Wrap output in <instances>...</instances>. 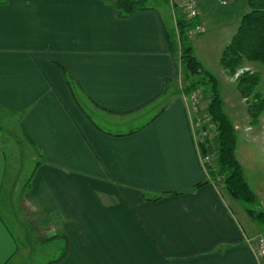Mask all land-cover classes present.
<instances>
[{"label": "crops", "instance_id": "0c3cea01", "mask_svg": "<svg viewBox=\"0 0 264 264\" xmlns=\"http://www.w3.org/2000/svg\"><path fill=\"white\" fill-rule=\"evenodd\" d=\"M115 1L0 0V264L50 244V264H264L246 243L264 227L197 150L174 13L121 19ZM235 110L244 168L238 132L263 145L264 117L254 132ZM8 126L29 143V176L1 149Z\"/></svg>", "mask_w": 264, "mask_h": 264}, {"label": "trees", "instance_id": "16d2710c", "mask_svg": "<svg viewBox=\"0 0 264 264\" xmlns=\"http://www.w3.org/2000/svg\"><path fill=\"white\" fill-rule=\"evenodd\" d=\"M157 1L171 6L174 10L179 37V61L185 73L182 92L189 96L201 91L208 99L206 113L209 114L210 121L207 125L213 130L214 137L207 141L208 147L206 144L201 145L200 155L202 158L211 155L215 161L206 164L207 172L217 186L223 187L232 199L244 207L250 218L264 227V211L258 208L257 195L248 184L244 168L236 155L237 133L232 120L224 110L219 80L206 71L197 59L189 37L190 31H196V27L200 26V20L198 17L189 20L182 7L169 5L168 0ZM147 2L148 0H116L114 5L117 16L126 19L138 11L152 10V7L145 6ZM247 2L249 11L241 17L236 33L220 57L221 66L232 77L246 69V64L258 63L264 67V0ZM59 66L67 73L71 80L69 82L76 80L68 68L60 64ZM236 80L241 97L248 103L250 124L259 125L264 117L263 76L249 69L238 75Z\"/></svg>", "mask_w": 264, "mask_h": 264}, {"label": "rangeland", "instance_id": "374dc122", "mask_svg": "<svg viewBox=\"0 0 264 264\" xmlns=\"http://www.w3.org/2000/svg\"><path fill=\"white\" fill-rule=\"evenodd\" d=\"M194 1L198 7V18L200 20V23L201 20L205 22L204 27H202V25L199 23L201 28L200 32L192 30L189 34V37L191 38L192 44L195 49V56L203 64L204 69L213 74L219 80L221 95L224 102V110L227 115L229 114L231 117H233L230 112H235V109H237V111L242 113L243 116L245 114V111L248 110V103L241 97V95L237 96V80L233 84L228 80L225 74L226 70H224V68L221 66L219 54L221 53V51H223L225 46L228 45L231 38L236 33L243 14L249 11V7L247 4L248 2L247 0ZM168 2L169 5L174 4V6H177L176 0H168ZM145 6L152 8L154 7L155 10L161 13L164 19L170 23L171 18L167 8L174 13V10L171 6L168 7L157 0H148ZM200 33L203 34L199 36ZM172 41L177 42L176 36L172 37ZM246 66L247 68L241 70L238 75H240L243 71L249 69L252 72L261 74L263 76L264 90V67L258 63L246 64ZM177 74V88L180 89L181 87L183 88L184 85L185 73L179 63ZM231 91L233 92L230 95ZM195 93L196 92L185 97V99L188 100L189 104L193 105L195 103V100L193 99V97H191ZM197 94L199 96V100L198 103L195 104L196 108L195 106H192L189 110L190 124L192 128L199 117V120L201 121H199L200 127L198 128L197 139L200 147L202 145V143L200 142L201 140H203V144H206V146L208 147L207 141L211 140V138L214 137L213 130L207 125V122L210 121L209 114L206 113L208 99L206 97V94L201 91L197 92ZM232 96H234L233 100L239 103H234L231 99ZM233 105H235L236 108L231 111ZM240 118L241 120L244 119L243 117ZM248 119L250 120L249 116ZM11 121V117L7 118V122ZM260 127L261 124L256 125L255 128H253V131H258ZM6 129L7 132L2 133V136L6 140V146L2 147L1 149L5 154L12 158H9V165L11 166V169L18 166V169H21L25 176H29L35 168V163L31 161V158L29 156V143L25 140L20 127L15 129L17 131L16 134L14 133V130L11 131V127L8 126L6 127ZM256 136L257 135L255 133L251 134L249 140L245 137V132H238L239 148L241 149L240 156L244 160L245 174L249 185L256 193H264V144L261 145L258 137ZM194 139L196 140L195 137ZM14 156L15 158L18 157V159H14ZM214 161L215 160L212 158L211 162L213 163ZM259 201L263 202L262 195L260 196ZM23 234L24 232H22V235ZM17 236L19 237L18 234ZM50 245L52 247H48L47 250L44 249L43 253H41L39 250L31 251L30 253H28V256H26L25 259H22V262H19V264H50V262L56 260L57 256L61 255L62 252L61 245L60 250L58 251H56L55 244ZM20 251H22V248L20 249Z\"/></svg>", "mask_w": 264, "mask_h": 264}, {"label": "built area", "instance_id": "2783aa9c", "mask_svg": "<svg viewBox=\"0 0 264 264\" xmlns=\"http://www.w3.org/2000/svg\"><path fill=\"white\" fill-rule=\"evenodd\" d=\"M176 2H177L176 5L183 8V11L185 12L184 14L187 15V18L189 20H192V19H195L198 17V14H199L198 13V7H197L194 0H176ZM196 31L197 32L201 31L200 26L196 27ZM185 97H187V96H185ZM191 97H193V99L195 100V103L193 105L191 104V106H189V110L192 106H195V104L198 103V100H199V96H198L197 92L194 95H192ZM195 108H196V106H195ZM199 121H201V120H199V117H198L196 123L192 127V131H193V136L196 138L195 142H196L197 150L200 153L201 152L200 151V145H199V142L197 139V132H198V128L200 127ZM200 142L202 144L204 143L203 140H201ZM212 158H213V156H211V155L202 158L203 164L206 165V164L210 163L212 161ZM246 243L251 247V250L255 254L256 259L259 262L264 261V235L258 236V237L253 238V239L247 238Z\"/></svg>", "mask_w": 264, "mask_h": 264}]
</instances>
